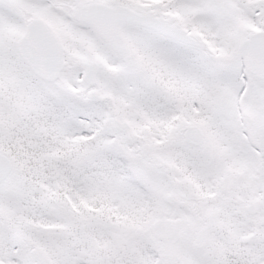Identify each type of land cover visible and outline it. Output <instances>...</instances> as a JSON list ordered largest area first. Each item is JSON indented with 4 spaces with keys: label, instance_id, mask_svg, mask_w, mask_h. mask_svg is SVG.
<instances>
[{
    "label": "snow or ice",
    "instance_id": "snow-or-ice-1",
    "mask_svg": "<svg viewBox=\"0 0 264 264\" xmlns=\"http://www.w3.org/2000/svg\"><path fill=\"white\" fill-rule=\"evenodd\" d=\"M0 264H264V0H0Z\"/></svg>",
    "mask_w": 264,
    "mask_h": 264
}]
</instances>
